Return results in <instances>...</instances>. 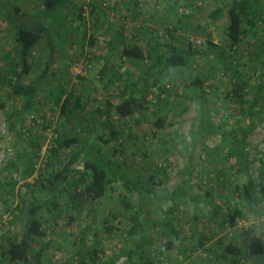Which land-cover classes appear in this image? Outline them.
<instances>
[{"label":"rangeland","instance_id":"1","mask_svg":"<svg viewBox=\"0 0 264 264\" xmlns=\"http://www.w3.org/2000/svg\"><path fill=\"white\" fill-rule=\"evenodd\" d=\"M12 1L18 2L26 13L35 3L34 0ZM73 1L83 7L82 17L79 8L72 12L73 7H63L54 16L50 15L53 16L51 19L47 16L48 22H44L51 26L50 33L57 46L50 63L51 79L61 80L70 90L82 95L85 104L82 126L106 135L109 139L107 148L114 144L120 146L121 152L113 158L129 174L143 179L153 175L150 186L158 194L185 192L181 201L170 200L159 206L155 197L145 194L139 199L136 192L128 194L121 181L113 180L100 200L83 197L81 206L74 212L76 219L70 221L67 214L55 226H47V236L38 238L35 247L53 238V244L46 250L47 258L55 249H63L70 256L71 264H81L79 241L75 237L84 236V232H87L86 239L92 235L95 241L97 233L104 239V249L110 251L108 259L114 252L121 254L134 249L130 232L133 221L128 213H120L124 208L123 197L129 195L131 203H138L140 212L136 238L154 264H228L227 260H217L215 254L221 253L229 240L247 246L246 231L249 228L264 239V98H260L261 103L252 115H246L242 110V106H250L254 86L264 83V20L259 22L257 32L244 38L238 52L225 58L226 62L233 59L234 63L227 72L201 56L195 57L186 68H169L166 74L156 69L146 73L147 61L135 63L122 56L126 42L133 40L145 46L144 35L154 33L160 39L184 45L190 41L198 49H203L208 39L222 43L228 17L211 21L208 15L217 6H223L227 11L232 0H94L92 3L101 9L106 21V26L103 23L99 30L95 29L94 19L90 17L91 0H85L84 4H80L83 0ZM36 5L38 10L42 9L43 1ZM159 5L162 13L156 15L153 11H157ZM131 6L135 7L134 13L128 9ZM16 18L28 26L42 23L36 15ZM83 18L97 45L91 46L88 41L84 47L80 45L84 33ZM16 31V25L4 18L0 6V68L21 69V44L15 40ZM116 36V43L110 44ZM10 52L12 56L6 60L5 55ZM28 57L31 68L23 80L31 83L44 77L50 59L46 36ZM78 63L86 71L84 75L74 73L73 67ZM103 67H106L104 73L101 72ZM195 73L207 76L205 95L185 83ZM241 80L248 83L243 96L237 99L233 92ZM130 82H136V92L143 105L130 117H120L114 109L110 110L116 126L115 138L110 135L106 121L107 107L117 104ZM47 88V84L41 82L40 100L44 99ZM21 105L22 99L13 95L0 78V217L7 212L16 216L3 231L0 242L9 229L11 233L21 231L25 206L33 196L43 199L48 196L43 184L38 182L40 176H48L49 171L62 168L77 151L75 146L60 150L54 164L50 165L49 149L58 121L57 110L44 102L39 112L24 114ZM160 116L164 118V124L157 127L155 121ZM240 126L252 127L246 148L249 164L242 170L238 165H231L234 158L227 160L232 137L225 138L223 134L228 135ZM68 134L73 136L74 132L68 131ZM42 154L47 159L45 167L34 176L32 165ZM73 167L76 171L70 177L77 178L78 171L83 169L82 156ZM246 185L250 187L252 202L244 193ZM235 205L242 209L243 216L232 225L229 210ZM195 210L199 214L197 219ZM113 211L119 214L117 220L121 222V228L106 234L104 222L113 216ZM168 215L178 231L177 237L174 236L179 247L176 251H167L162 246L163 239L169 236L163 224ZM200 236H205L203 244L198 242ZM137 254L129 264L141 263ZM262 263L264 253L260 257L248 256L244 261V264Z\"/></svg>","mask_w":264,"mask_h":264},{"label":"trees","instance_id":"2","mask_svg":"<svg viewBox=\"0 0 264 264\" xmlns=\"http://www.w3.org/2000/svg\"><path fill=\"white\" fill-rule=\"evenodd\" d=\"M44 5L49 15H51L63 7H70L71 0H44ZM0 6L4 10V18L16 25L15 40L21 44L20 55L22 58L20 71L11 67L9 69H7L8 67L0 68V78L3 85L9 87L13 95L22 99L21 111L24 114L39 112L44 102L50 103L57 110L58 121L54 128L55 133L49 149L51 156L50 165L54 164V158L57 157L60 150L71 146L77 147V151L62 168L49 171L48 176L42 174L38 179V182L43 184L48 196L45 199L33 196L27 206H25V220L21 231L11 233V229H9L6 233L7 235H4V239L0 242V264H41L48 259L46 250L53 244V238H48L44 244L42 243L39 247H35L38 238L45 239L44 237L47 236V226L48 228L55 226L67 214H69L70 221L76 219L74 212L75 209H79L81 206L83 197L88 196V198L100 200L106 195L107 189L113 180L121 181L126 192L128 194L136 192L139 199H142L145 194L155 197L159 206L170 200L172 202L181 201V196L185 191L156 193L155 188L150 186V183L154 180L153 175L149 179H143L129 174L126 168L117 159L113 158V156L121 152L120 146L114 144L111 148H107L109 139L106 135L92 131L90 127L82 126L85 107L82 95L70 90L61 80L54 81L51 79L50 63L55 57L57 46L51 36L50 26H47L44 22L38 26H28L21 23L16 16L26 17L27 15L12 0H0ZM76 7L80 9L79 15L82 17L83 7H78L77 5ZM208 16L211 21H217L224 16L228 17V25L225 29L222 43H216L212 39H208L205 47L198 49L190 41L187 45H184L173 40L160 39L154 33H149L143 37L146 40L145 46L133 40L126 42L121 51L122 56L135 63L147 61L146 73L156 69L166 74L169 73V68H186L195 57L201 56H205L213 64L220 65L227 72L233 68L234 63L233 59L226 62L225 58L227 56L232 57L233 53L238 52V47L244 38L251 32H257L259 22L264 20V0H232L227 11L225 7L217 6L210 11ZM83 23L84 27H86L85 21ZM43 36L47 37L50 51V59L45 69L44 77L34 82L26 83L23 77L31 68L28 56ZM86 41L90 42L92 46L95 44L96 38L94 35H89L85 28L80 45L84 47ZM116 41L117 37L110 42L114 44ZM11 56V52L7 53L5 59L7 60ZM8 65L10 66V64ZM105 69L106 67H103L101 72L104 73ZM6 70H9V73ZM41 82L46 83L48 87L43 100L38 98ZM185 83L196 87L204 95L206 94L204 87L207 85V76L195 73ZM247 83V81L241 80L235 88L233 94H235L234 96L237 99L243 96ZM136 86V82H130L125 86L123 97L117 104L115 106L109 104L107 107L108 117L106 121L111 130L110 135L115 138L117 137L116 126L111 120L110 110L114 109L120 117H130L138 112L143 104L136 92ZM254 87V97L250 101V106L248 108L242 106V110L249 116L252 115L254 108L261 103L260 98H264V83H258ZM161 90L167 91L164 88ZM162 91L161 93H163ZM98 111L101 112L100 109ZM155 124L157 127H162L164 118L158 117ZM68 131H73L74 135L70 136ZM251 133L252 127L241 126L231 130L228 135L223 133L225 138L226 136L232 137V145L230 146L227 160L229 161L230 159L231 161L234 158L235 162L231 161V165H238L240 170L247 169L249 164L246 148L248 137ZM81 156L83 158V169L78 171L79 177L71 178V174L76 171L73 166ZM31 170H33V165ZM206 193L211 195L210 191ZM244 193L249 202H252L253 198L248 185L245 186ZM123 201L124 208L120 213H128L133 221L130 232L135 242V248L127 249L121 254L114 252L113 257L109 258V262L113 263L124 254L127 255V260L130 263L131 259H134L138 253L137 257L141 260L140 264H154L150 258H147V253L143 251L142 244L136 238L137 227L140 223V212L137 210L138 203H131L129 195H124ZM196 210L194 214L197 219L199 214ZM112 215L110 218L107 217L104 222L103 227L106 234L121 228V222L117 220L119 214L113 211ZM242 216L243 211L238 205L230 207L229 220L232 225L236 223L238 217ZM15 217L13 215L11 222L14 221ZM163 224L166 225L169 233V236H166L162 241L163 248L167 251L178 250V242L174 237L175 235L177 237L178 231L169 215L165 217ZM246 234L249 239L247 246L238 244L231 239L225 244L221 253L215 254V258L217 260L222 259V261L227 260L228 264H244L248 256L260 257L264 253V239L261 235L256 234L253 228H249ZM95 237L92 245H88L86 238L83 235H79L78 253L81 258V264L95 263L98 252L105 250L103 246L104 239L98 233ZM1 238H3V235ZM204 240L205 236H200L198 242L203 244ZM88 261L90 262L88 263Z\"/></svg>","mask_w":264,"mask_h":264},{"label":"built area","instance_id":"3","mask_svg":"<svg viewBox=\"0 0 264 264\" xmlns=\"http://www.w3.org/2000/svg\"><path fill=\"white\" fill-rule=\"evenodd\" d=\"M79 63L75 65L73 68L74 73L79 75H84L86 71H84ZM46 156L45 154H42L38 160H35L33 164V175L38 176L39 172L42 170L43 167H45L46 164ZM13 219V214L11 212H7L1 215L0 217V236H2L3 231L5 229H8L9 224L11 220ZM75 238L79 241V235H77ZM94 237L91 235L86 239V242L88 245H91ZM110 256L109 250L100 251L97 254V260L96 264H129L127 257L121 256L113 263L109 262L108 257ZM75 262L78 263V257H75ZM41 264H71L70 256L63 250V249H55L52 251V253L49 255L48 259L43 261Z\"/></svg>","mask_w":264,"mask_h":264},{"label":"crops","instance_id":"4","mask_svg":"<svg viewBox=\"0 0 264 264\" xmlns=\"http://www.w3.org/2000/svg\"><path fill=\"white\" fill-rule=\"evenodd\" d=\"M41 1H43V5H42V9H40V10H38L37 9V5H36V3H40ZM85 0H83L80 4H82L83 2H84ZM92 1L94 2V0H91V5H90V7L92 8V10H91V12H90V17L91 18H93L94 19V22H95V29H101V28H99L100 26H102L103 25V23H104V26H106L105 24H106V21L104 20V18L105 17H103V15H102V11H101V9L96 5V3H92ZM33 2V1H32ZM34 4H32L31 5V7H30V10L29 11H27V13H26V11L22 8V6L18 3V2H14L16 5H18V6H20L21 8H22V11L27 15L26 17H28V18H33V17H35V15L36 16H39L40 17V20H41V22H48L47 20H46V17L48 16V17H50V19L55 15V13H57L58 11H55V12H53L51 15H53V16H50L49 15V12L45 9V5H44V0H34ZM90 2V1H89ZM85 3V2H84ZM83 3V4H84ZM76 3H75V1H73V0H71V5H70V7H73V11L72 12H75L74 11V9H76L77 7H76ZM86 5V4H85ZM83 6V5H82ZM36 8V9H35ZM94 8H95V10H94ZM129 9V11L130 12H132V13H134V11H136L135 10V7L134 6H131V8H128ZM150 10V9H149ZM151 12V11H150ZM156 15H158V14H160V13H162V7H160V5H159V7H158V10L157 11H153ZM153 12H151L150 14H152L153 15ZM142 13H143V11H142ZM142 13H141V16H142ZM43 16H45V19L43 18ZM159 18V17H158ZM142 19H144V16L142 17ZM148 19L149 20H151L152 18H151V15H149V17H148ZM159 20H160V18H159ZM85 21V19L83 18L82 19V28H83V30L86 28L87 29V31L89 32V28H88V25H87V23H86V21H85V23H86V27H84V22ZM166 22V21H165ZM50 26V25H49ZM51 27V26H50ZM89 35H91L90 34V32H89ZM117 37V36H116ZM116 37H113V39H111L110 41H113V40H115V38ZM82 39H83V37H82ZM82 39H81V41H82ZM81 41H80V44H81ZM109 41V43L111 44V42ZM98 44V42L96 43V44H94V45H97ZM86 231H89V228H86L85 229ZM85 234H84V236H86V233L87 232H84Z\"/></svg>","mask_w":264,"mask_h":264}]
</instances>
